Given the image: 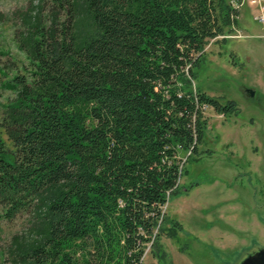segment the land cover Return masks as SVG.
Segmentation results:
<instances>
[{"label":"trees","instance_id":"16d2710c","mask_svg":"<svg viewBox=\"0 0 264 264\" xmlns=\"http://www.w3.org/2000/svg\"><path fill=\"white\" fill-rule=\"evenodd\" d=\"M45 1L27 67L4 82L0 218L32 210L42 223L13 264H141L181 153L197 154L202 110L233 109L191 80L237 11L228 0H84L97 33L79 44L74 0Z\"/></svg>","mask_w":264,"mask_h":264},{"label":"rangeland","instance_id":"374dc122","mask_svg":"<svg viewBox=\"0 0 264 264\" xmlns=\"http://www.w3.org/2000/svg\"><path fill=\"white\" fill-rule=\"evenodd\" d=\"M80 44L97 33L84 0H74ZM45 0H0V117L13 97L4 85L27 67L29 38L45 23ZM59 19L62 18L60 14ZM210 39L194 68L192 86L219 102L232 101L222 115L207 106L197 154L181 153V168L163 211L166 221L141 264H260L264 252V29L241 7L230 31ZM248 91L252 92L250 96ZM0 138L6 142L0 129ZM186 158V160H185ZM176 223L171 235L170 226ZM32 210L10 221L0 218V264L18 263L16 245L39 236ZM263 263V262H262Z\"/></svg>","mask_w":264,"mask_h":264},{"label":"built area","instance_id":"2783aa9c","mask_svg":"<svg viewBox=\"0 0 264 264\" xmlns=\"http://www.w3.org/2000/svg\"><path fill=\"white\" fill-rule=\"evenodd\" d=\"M228 4L236 11L241 7H246L251 18L264 29V0H228Z\"/></svg>","mask_w":264,"mask_h":264},{"label":"water","instance_id":"95a60500","mask_svg":"<svg viewBox=\"0 0 264 264\" xmlns=\"http://www.w3.org/2000/svg\"><path fill=\"white\" fill-rule=\"evenodd\" d=\"M249 95L251 96L252 95V92L251 91H248ZM259 261H260V264H264V252L259 255ZM263 262V263H262ZM247 264H254L253 261L251 263H247Z\"/></svg>","mask_w":264,"mask_h":264}]
</instances>
